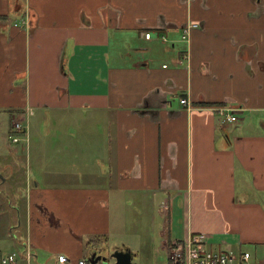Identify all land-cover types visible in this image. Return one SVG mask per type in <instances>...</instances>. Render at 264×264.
Returning a JSON list of instances; mask_svg holds the SVG:
<instances>
[{
	"label": "crops",
	"instance_id": "obj_1",
	"mask_svg": "<svg viewBox=\"0 0 264 264\" xmlns=\"http://www.w3.org/2000/svg\"><path fill=\"white\" fill-rule=\"evenodd\" d=\"M25 7L0 0V181L29 143L38 172L0 248L21 250V227L34 260L112 247L168 264L172 240L202 232L210 249L264 261V0ZM14 115L28 144L8 138Z\"/></svg>",
	"mask_w": 264,
	"mask_h": 264
},
{
	"label": "built area",
	"instance_id": "obj_2",
	"mask_svg": "<svg viewBox=\"0 0 264 264\" xmlns=\"http://www.w3.org/2000/svg\"><path fill=\"white\" fill-rule=\"evenodd\" d=\"M24 23H28L27 19L23 20ZM198 22H192L182 27L181 40L186 43H190V36L192 29L198 27ZM147 38H151V32L145 34ZM163 39H167L166 36H162ZM184 59L189 58L187 50L182 54ZM166 66V65H165ZM182 103L191 106L187 99H182ZM223 113V110H221ZM34 113L33 108H27L23 112V116L26 119ZM17 117L13 116L12 130L9 133V139L14 143L24 141L29 142L28 126L21 120H16ZM226 119L235 121L237 119L235 114H227ZM24 248L22 250H4L0 248V264H34L35 258L32 245L28 242H24ZM168 264H242L248 263L253 260V255L250 251H235V250H213L207 247L206 234L199 232L194 233L187 239H174L171 241L168 247ZM59 264H69L67 256L60 254L57 258ZM78 264H89L87 259L79 260ZM254 264H264V261H255Z\"/></svg>",
	"mask_w": 264,
	"mask_h": 264
},
{
	"label": "rangeland",
	"instance_id": "obj_3",
	"mask_svg": "<svg viewBox=\"0 0 264 264\" xmlns=\"http://www.w3.org/2000/svg\"><path fill=\"white\" fill-rule=\"evenodd\" d=\"M162 40H163V38H162ZM166 41H168V38L166 39ZM162 42H164V40ZM186 45H187L186 49L188 50L189 43H186ZM113 51H115L114 48H112V52ZM183 60L188 61V59H184V57L182 55L181 61H183ZM223 118H226L225 114H224V117L222 116L220 118L222 123L224 122ZM16 120H18V119H16ZM80 121L81 120H79L77 122L80 127L86 126V124H82V123H80ZM11 124H13V116L11 118ZM95 124H96V121H95ZM11 130H12V128H11ZM11 130H10V132H11ZM26 136L28 137L29 133L26 134ZM29 139H30V137H29ZM30 149H31V146L29 143V145H27L26 148H21L22 153L20 151V154H19V151H18V154L20 156V161H19L18 165L15 164V163H17L15 161H14V164L12 162H10L12 160L11 157H10V159H6L5 161H3V162H5L4 167L6 166V168L4 170H2V172H3L4 176H7V180L4 184H1V182H3V180L0 181V209L6 210L7 212L0 215V247L6 248V249H11L13 247L11 242L7 238H5V235L3 234L4 232L8 233L7 222L11 218L10 228H13V226L15 225L16 220H17L16 202L18 199H20V201H22L24 199L23 196L26 198L25 192H26L27 182L29 183L31 181V179L33 181H35V176L37 175V172H38V170L36 168L37 167V160L35 157V152H31ZM15 153H16V151H15ZM86 154H88V153H86ZM88 155H90V154H88ZM2 164L3 163H1L0 165H2ZM8 164H11V165H8ZM11 168H14L13 174H12ZM129 225L131 226V221H130ZM15 231H17V229H15ZM130 240H132V239H130ZM113 252L114 251H112V247H109V250H107L103 254L104 256L108 257V261L107 262L101 261L100 263H102V264H114L115 259L112 257ZM259 259H260V257H259ZM41 260H45V259H43L41 257L40 260L39 259L33 260V263L34 264H45V263L50 264L49 262H42ZM164 261H165V257L161 258L160 260L155 261V262H153L150 258L143 257L141 259H135L134 258L133 263H137V264H161ZM242 264H254V262L251 260L248 263H242Z\"/></svg>",
	"mask_w": 264,
	"mask_h": 264
},
{
	"label": "water",
	"instance_id": "obj_4",
	"mask_svg": "<svg viewBox=\"0 0 264 264\" xmlns=\"http://www.w3.org/2000/svg\"><path fill=\"white\" fill-rule=\"evenodd\" d=\"M132 252L130 249H116L114 250L112 257L115 259L114 264H131L132 263ZM89 261L91 264H98L101 261L107 262L108 257L98 254L97 251L93 252L89 256Z\"/></svg>",
	"mask_w": 264,
	"mask_h": 264
},
{
	"label": "trees",
	"instance_id": "obj_5",
	"mask_svg": "<svg viewBox=\"0 0 264 264\" xmlns=\"http://www.w3.org/2000/svg\"><path fill=\"white\" fill-rule=\"evenodd\" d=\"M25 2H26V0H11V8H12V10L14 11V13H20V12H23L24 13V11H25V9H26V7H25ZM18 231V232H17ZM17 231L15 232L17 235H18V237H19V245L21 246V250H22V248H24V243H22L21 242V235L23 234V232H24V230H23V228H21V227H19L18 229H17ZM22 241H24V238H23V240ZM35 253V252H34Z\"/></svg>",
	"mask_w": 264,
	"mask_h": 264
}]
</instances>
